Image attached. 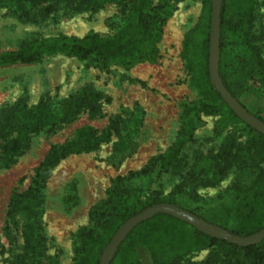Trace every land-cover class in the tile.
Segmentation results:
<instances>
[{"label":"trees","instance_id":"obj_1","mask_svg":"<svg viewBox=\"0 0 264 264\" xmlns=\"http://www.w3.org/2000/svg\"><path fill=\"white\" fill-rule=\"evenodd\" d=\"M114 0H0V5L10 4L21 16L27 17L30 8L40 6L43 16L57 10L64 3L73 11L99 8ZM211 1L201 0V10L195 24L182 38L180 57L190 84L201 97L195 109L205 115H220V126L227 121L239 123L245 133L244 143L232 137L223 141L219 152L199 155L193 173L202 176L206 184H217L232 163L247 166L245 152L253 153L257 174L247 187L234 186L235 204L233 227L216 225L238 236L251 235L264 228V134L241 120L228 107L209 79L208 57L211 19ZM256 0H221L219 16L218 75L230 95L240 105L264 122V105L251 111L244 97L249 83L260 81L262 92H254L264 99V60L254 43V4ZM62 2V3H61ZM167 1L154 4L153 0H132L121 27L109 37L89 31L82 36H48L34 39L16 50L0 52V66L12 63H33L48 54H65L80 60H88L95 66H130L138 62H156L160 56L159 42L164 23L169 14ZM233 9L235 11L231 12ZM235 51L234 59H223L225 50ZM110 101L101 91L90 85L54 105L48 99H40L29 105L25 97L18 98L0 108V166L8 167L26 147L29 137L44 128H55L74 121L80 113L89 119L102 116V103ZM184 115L190 107L183 104ZM183 116V115H182ZM119 116L108 118L106 126L97 129L91 125L78 127L68 139L51 144L42 160L33 169L30 182L24 190H13L6 210V227L16 225L17 216L23 221L20 228L21 252L8 264H59L56 256H46L47 246L40 224L41 193L50 170L71 154L96 150L102 143L112 141L109 161L115 167L130 156L137 143L120 134ZM115 137V139H113ZM179 143H173L164 152L151 156L138 170L127 174L117 173L105 190V196L88 210V223L75 232V256L71 264H99L102 250L117 229L131 216L154 203L176 204L183 194L181 185L164 196L154 195L138 199L129 194L124 181L138 175L149 181L161 177L178 158ZM240 153L237 160L236 153ZM246 153V154H247ZM253 161V160H252ZM199 218H205L189 210ZM189 241L196 249L209 248L210 252L201 263L186 264H264V238L255 244L238 245L207 235L185 221L167 213H156L133 227L119 243L108 264H144L138 256V247L145 246L150 252L151 264H178L188 252ZM3 247L0 252H3Z\"/></svg>","mask_w":264,"mask_h":264},{"label":"rangeland","instance_id":"obj_2","mask_svg":"<svg viewBox=\"0 0 264 264\" xmlns=\"http://www.w3.org/2000/svg\"><path fill=\"white\" fill-rule=\"evenodd\" d=\"M165 1L168 2L165 9L170 12L158 44L160 56L156 62L100 68L74 56L48 54L37 62L0 66V108L20 97H25L29 105L48 99L57 106L86 85L110 98L102 103V116L89 119L86 113H80L68 124L44 128L29 137L16 162L8 167L0 166V249H4L0 252V264H8L21 252L22 246V217L17 216L16 225L8 224L5 229L11 192L27 187L33 169L51 144L70 138L83 125L102 129L112 115L119 116L120 134L136 141L137 148L118 167L109 161L110 141L96 150L68 155L50 170L41 193L40 224L46 256H56L59 264H71L76 246L74 232L88 223V210L104 198L111 179L117 173L125 175L130 170H138L149 157L164 152L173 143H179L178 158L173 165L155 181L143 175L126 179L123 183L129 194L138 199L164 196L181 185L183 194L177 196V206L193 211L210 223L233 227L234 186L247 187L253 181L257 168L251 163L256 160L253 153L245 152L247 166L232 163L215 185L206 184L202 176L194 175L199 155L219 152L228 137L242 144L245 133L239 123L227 121L220 126L219 114L205 115L195 109L201 95L189 82L180 51L184 33L199 16L201 0H153V3ZM131 2L114 0L99 8L80 11H73L61 2V7L45 16L40 14L39 5L30 8L27 17L21 16L10 4H2L0 52L16 50L37 38L61 34L82 36L92 31L100 36H112L123 24ZM254 17V43L264 60V0L255 1ZM234 54L233 49L227 48L223 59L231 62ZM248 89L252 92L245 95L244 102L254 111L264 105V99L253 92H262V85L260 81H253ZM183 104L190 107L186 115ZM234 156L238 160L241 155L237 152ZM259 165L264 167V162ZM138 248L140 260L151 264L148 249ZM188 248L178 264L201 263L210 252L209 248H194L191 241Z\"/></svg>","mask_w":264,"mask_h":264},{"label":"water","instance_id":"obj_3","mask_svg":"<svg viewBox=\"0 0 264 264\" xmlns=\"http://www.w3.org/2000/svg\"><path fill=\"white\" fill-rule=\"evenodd\" d=\"M221 0L211 1V19H210V36H209V79L214 89L217 90L228 107L237 115L241 120L249 124L251 127L264 134V122L259 120L253 114L244 109L240 103L234 99L224 87L218 75V58H219V16H220ZM156 213H167L177 217L178 219L187 222L197 230L216 237L219 239L227 240L238 245L255 244L264 238V228L248 235L238 236L232 234L225 228L216 224L205 221L192 212L183 209L175 204L169 202L155 203L146 207L139 213L128 218L115 232L111 240L106 244L103 249L102 256L99 264H108L110 257L118 247L119 243L124 239L125 235L138 223L147 220Z\"/></svg>","mask_w":264,"mask_h":264}]
</instances>
